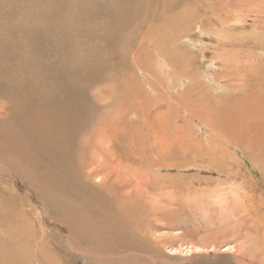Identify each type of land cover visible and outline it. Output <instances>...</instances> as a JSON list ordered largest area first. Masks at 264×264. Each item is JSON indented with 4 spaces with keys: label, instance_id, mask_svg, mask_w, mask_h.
<instances>
[{
    "label": "rangeland",
    "instance_id": "374dc122",
    "mask_svg": "<svg viewBox=\"0 0 264 264\" xmlns=\"http://www.w3.org/2000/svg\"><path fill=\"white\" fill-rule=\"evenodd\" d=\"M3 1L5 11H20L15 6L19 0ZM148 8L157 16L147 13ZM135 11L141 19L135 23L136 29L148 30L152 33L151 39L139 37L134 42L127 61L130 68H125L119 79L123 81L122 89L103 96L111 98L115 108L140 114L129 116L131 122H136L131 127L133 136H129L134 140V149L132 144L124 143L133 152L130 158L127 156L132 165L126 168L121 161L115 164L116 161L111 168L119 177L124 166L125 172L133 175L130 191L138 195L143 191L146 196L139 206L134 205L132 218L141 223L143 234L147 230L144 242L151 247L145 244L147 248H135L133 261L139 258L143 264H152L153 257L158 264H249L253 260L264 264V0H149ZM111 67L100 70L102 78L107 71L104 78L117 79ZM141 70L146 73L145 77L140 74ZM88 73H85L88 80H94L93 72ZM57 76L53 71L48 75L53 79ZM75 77L79 82L80 76ZM89 83V100L96 103L100 90L93 81ZM102 84L99 83L100 88ZM31 99L36 101L38 97ZM51 99L50 103L55 104ZM120 100L125 101L117 106ZM144 111L148 114L144 115ZM7 112L1 117L9 116ZM34 114L38 119V114ZM138 154L143 162L136 160ZM55 155L53 162L46 166L60 173L66 169L62 162L55 161ZM56 163L61 169L50 168ZM37 167L35 173V169H26L28 176L40 178L47 170ZM6 175L7 186L0 182V194L10 196L16 190L19 197L11 196L17 201L12 208L4 202L0 204V264H12L11 261L13 264L42 261V264H86L90 261L92 264V254L88 252L96 250L100 254L112 253L115 263L122 258L109 245L100 242L90 248L88 243H83L81 238L85 235L93 236V226L86 229L81 223L76 237L66 235L69 232L61 222L51 218L53 214L48 206L42 207L39 197H30L26 192L30 188L28 184L14 183ZM64 175L69 176L66 172ZM48 182L43 186L48 187ZM54 183L65 184L62 176ZM62 210L70 216L66 204ZM36 217L43 220L49 232L42 227L34 230V222L40 225ZM25 220L30 222L23 223ZM24 225L32 229L24 236L33 246L30 255L26 254L28 246L20 243V236L14 231H21ZM62 227L63 233L58 231ZM49 235L54 245L47 241L51 240Z\"/></svg>",
    "mask_w": 264,
    "mask_h": 264
},
{
    "label": "bare ground",
    "instance_id": "6f19581e",
    "mask_svg": "<svg viewBox=\"0 0 264 264\" xmlns=\"http://www.w3.org/2000/svg\"><path fill=\"white\" fill-rule=\"evenodd\" d=\"M148 1L19 0L15 6L19 7L20 11H5L4 1L0 0V171H2L0 182L7 186L5 182L7 177H4V174H8L6 176L11 177L10 179H13L14 183L19 184L20 182L26 186L28 184L30 188L26 189V192L30 194V197L33 196L37 199L39 197L44 204L42 207L48 206L47 208L53 214L51 218L61 222L65 231L69 232L66 235L76 237L77 227H81L79 226L81 223L85 224L86 229L93 226L92 237L90 235H85L84 238L80 237L83 243H88V246L92 248L101 242L109 245L108 247L112 248L118 258L122 257L115 263L112 253H109L110 255L100 254L96 250L95 253L88 252L92 254V264H102L107 261L110 264H143L139 258L133 261V254L135 248H147L148 246V243L144 242L147 240V230L143 234L141 223L132 218L134 205L139 206L142 198L146 196L142 193L143 191L139 192L140 195L130 191L133 175L127 174L124 167L129 166L130 160L128 159L133 153L131 150L130 154V148L128 149L124 143L132 144V149H134V140L129 139V136H133L131 127L136 122H131L129 116L130 114L136 116L139 111H134V114L127 112L125 108V110L121 107L115 108L114 102H110L111 98L103 97L104 95L111 96L110 93L113 90L122 89L123 81L119 79H122V71L127 67L130 68V65L127 66V61L132 55L130 50H132L134 42L139 37L151 39V32L149 33L144 28L137 30L135 27V23L141 21L138 11L135 10L142 9ZM150 11H153L152 8H148L147 13L157 16L156 13ZM146 16L150 15L146 14ZM90 65L91 67H89ZM113 65L118 67H111ZM109 67L113 69V74L117 79L110 78V76L109 79L104 78L107 71H103V78L106 80L102 78L100 70H107ZM118 70H121V73ZM143 70L140 71V74L145 77L146 73ZM50 71L55 72V76L57 74L60 78L56 79L58 76L55 79L48 77ZM88 72H93L94 80H90L91 78L88 80V77L85 76V73ZM75 75L80 76V83ZM96 80L100 84L103 83V88H100ZM89 81H93L94 85L96 83L95 86L98 85L100 90L96 103L89 100L87 93ZM125 89L123 88V90ZM115 93L118 92L115 91ZM33 96H37L38 99L32 100ZM50 99L55 104L52 105ZM115 99L117 100L116 97ZM123 101L125 100H120L117 106H121ZM34 103L38 106H35ZM48 106L50 107L48 108ZM129 109L131 110V108ZM5 111H8L9 116L1 117ZM34 113L38 114V119L35 118ZM143 114L146 115L148 112L144 111ZM138 118L140 119V117ZM143 141L145 142V139H142ZM145 145L147 144L145 143ZM154 152L156 151L154 150ZM99 153H103V156ZM53 154H57L55 161L62 162L63 168L66 170H61L60 173L57 170L53 171L51 167L61 169L60 164L57 163L51 165V169H47L46 163L53 162ZM139 157V154L135 157L137 161L141 160ZM116 161L118 163H115ZM120 161L124 164V166L122 165L124 169H122L125 174L121 172L122 175L119 173L118 177L113 174L114 171L111 168L115 164L119 165ZM18 163L20 165H16ZM21 164L25 167L23 168ZM37 165H39V169L46 168L47 170L43 172L42 176L39 175L40 178L28 176V171L31 169H35L34 173L37 171ZM65 172L69 175L68 177L64 175ZM61 176L65 182L64 185L52 184ZM48 180L49 186H43ZM10 190L12 192L15 189ZM145 193L149 195L148 192ZM13 195L0 194V204L4 202L10 208L16 206V200L14 201L12 197L18 198L19 196ZM147 199L145 198V200ZM37 202L39 203V201ZM65 204L68 206L70 216H67L62 210ZM31 206L33 205L31 204ZM87 213L91 216H87ZM36 219L40 225L33 221L34 230L42 227L45 232H49L46 225L43 224V220H39L38 217ZM29 222L25 220L23 223ZM24 227L21 231H18L19 229L14 231L17 236H20V243L28 246V252L25 251V253L30 255L33 246L30 239L24 236L26 233L29 234L32 229L29 225H24ZM62 228L58 231L64 230ZM87 236L89 239L86 238ZM48 237L51 240L47 239V241L54 245L52 237L50 235ZM37 238L36 241H38ZM70 239L72 240V238ZM41 240H45V238L42 237ZM74 242L76 243L75 238ZM40 247L37 249L39 250ZM150 247L148 246V248ZM197 248L199 247L196 246ZM19 250L21 249L19 248ZM40 256L38 258H41ZM82 256L84 257V255ZM85 257L88 256L85 255ZM143 257L141 256V258ZM151 258L152 264H158L155 263L156 259ZM39 260L42 261V259ZM58 260L59 258L55 263ZM11 262L13 264V261ZM40 263L42 264L43 261ZM262 263L253 260L249 264ZM86 264L91 263L87 261Z\"/></svg>",
    "mask_w": 264,
    "mask_h": 264
}]
</instances>
